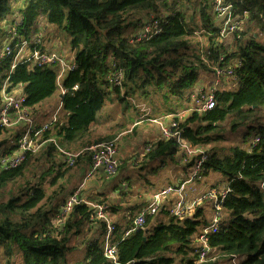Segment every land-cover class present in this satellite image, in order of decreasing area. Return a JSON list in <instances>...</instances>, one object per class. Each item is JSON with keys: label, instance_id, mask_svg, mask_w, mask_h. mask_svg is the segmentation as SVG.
<instances>
[{"label": "trees", "instance_id": "1", "mask_svg": "<svg viewBox=\"0 0 264 264\" xmlns=\"http://www.w3.org/2000/svg\"><path fill=\"white\" fill-rule=\"evenodd\" d=\"M230 2L232 16L239 23L238 30L230 35L232 45L220 37L212 0H0V49L7 38L1 23L15 15L21 18L17 30L24 37L40 20L69 35L75 70L62 81L65 93L58 99L62 106L58 122L36 142L41 146L37 155L46 157L55 171L52 185L71 169L62 165L58 148L69 152L82 149L75 161L78 166L90 162L89 148L114 139L113 134H96V113L114 98L122 99L132 92L136 82L155 87L154 93L166 88L167 94L184 98L183 93L189 96L194 92L202 74L205 77L214 69H230L233 79L224 86L230 83L232 88L214 91L215 105L211 110L191 112L175 122L180 139L203 151L200 178L194 181L217 173L223 179L210 188L224 184L229 189L221 203L222 221L207 240L208 247L216 253L213 258L227 257L228 264H264V0ZM185 7L193 11V24L186 21ZM154 23L156 34L135 38L146 24ZM195 31L205 40L202 51L194 48L190 40ZM10 64V59L0 62V87L6 78L10 89L20 87L25 96L22 108L33 120L41 103L58 95L55 72L49 67H28L26 61L17 62L10 72ZM111 66L121 73L119 85L108 79L115 70ZM127 84H133L129 91ZM75 85L77 89L73 91ZM124 88V96H120ZM227 120L231 124L228 131L239 132L240 141L222 155L218 143L225 140L223 124ZM22 128L0 126V156L19 150L17 141ZM177 152L175 138L161 139L150 146L143 161L157 159L158 170L167 160L173 161ZM34 155L27 154L13 169L5 170L0 165L1 264H66V255L73 248L69 238L88 223L97 225L102 236L86 240L83 256L75 264H112L102 251L105 225L91 220L93 211L86 204L75 205L62 225H56L55 200L64 186L47 197L46 190L32 182L18 188V195L7 193L4 199L7 184L24 176L36 159ZM199 157L190 159L183 169L193 167ZM143 170V179L148 182L153 173L148 168ZM52 199L47 207L45 201ZM102 202L106 200L97 201ZM211 211L212 203L202 200L191 217L180 220L171 217L168 205L163 203L154 216L145 218L141 229L123 239L120 228L114 225L112 242L117 244V262L216 264L211 257L199 262L193 254L197 235L208 226ZM130 228L129 223L127 230ZM18 255L20 259L16 260Z\"/></svg>", "mask_w": 264, "mask_h": 264}, {"label": "built area", "instance_id": "2", "mask_svg": "<svg viewBox=\"0 0 264 264\" xmlns=\"http://www.w3.org/2000/svg\"><path fill=\"white\" fill-rule=\"evenodd\" d=\"M211 9L213 16L220 28L219 34L222 38L229 37L232 33L238 30L239 23L235 21L232 16V4L230 0H212ZM15 15L11 17L10 21H4L2 27L5 31L6 40L2 42V48L0 49V62L5 59H10V69L13 71L17 62L26 61L31 64L29 67H49L55 72V84L58 91V96L65 93V89L62 87L63 79L72 71L75 70V65L71 57H66L62 51L58 50H46L43 48L41 30V20L36 25L32 26L28 31V36L24 37L19 34L17 27L21 25V18ZM15 18V21H12ZM6 23H9L5 25ZM39 29L41 37H37L35 29ZM154 28L152 31L151 29ZM24 31V28L21 29ZM155 23L152 25L146 24L140 32L135 36L137 39L148 37L149 35L156 34ZM33 35V38L29 37ZM12 42V43H11ZM27 44H32L31 46ZM39 47V48H38ZM11 49L13 51L11 52ZM112 69H115L111 66ZM215 80L212 86H209L206 90L200 89L195 93L192 104L188 113L197 112L204 113L211 110L215 105L214 91L217 90L218 84L233 79V72L230 69H214ZM121 73L116 69L113 70L108 79L114 85L120 84ZM77 86L75 85L72 90L75 91ZM25 103V96L22 93L20 87L10 89L8 79L6 78L2 82L0 87V126L6 129H18L22 128V132L17 141L19 150L13 154H7L0 156V165L3 169H13L20 165L25 152L23 147L29 145L30 147L37 146V138L41 135L38 130L42 132L51 128L58 122L59 113L61 111V102L52 111L46 122H43L39 128H35V123L28 116V112L22 109ZM176 118L183 119V115H176L172 117L168 126L161 127L162 138L164 140L175 138L179 144V149L182 151V163L187 165L190 159H194L200 156L194 163L191 176L181 182L180 184L170 185L163 189L154 192L151 195L149 204L142 209L135 217L131 219V228L123 233V237H126L131 232L141 229L145 224V218L147 216H154L163 205L164 199L168 196L177 195L176 200L168 206V213L171 217L182 220L184 217L190 216L193 213L194 208L200 204L202 200H208L212 203V211L208 221V226L201 229L195 240V246L193 254L196 255L199 262H203L208 258L211 253L208 247V236L214 234L217 231L218 224L222 221V209L221 203L225 199L229 189L226 185L221 184L218 188H209L200 197L194 198L191 202L186 203L182 193L184 192L185 185L194 182L195 179L200 178L201 165L204 161L203 151L196 148L189 147L184 143L177 131ZM162 123H159L161 125ZM34 132V133H33ZM33 133V134H32ZM32 134V135H31ZM255 142L257 140H254ZM149 149V147L147 148ZM90 162L87 170L85 171L80 183L73 189V191L62 200L56 207V225L60 226L72 212V209L77 204H86L92 211L91 220L100 221L105 225V233L102 237L103 240V256L110 262V259L115 260L117 257V244L112 242V233L115 229L114 223H111L108 217L110 207L107 203H87L82 199V192L84 191L87 183L96 174H102L105 178L112 177L118 167L120 166V160L117 156L118 146L117 140L106 141L99 143L90 148ZM80 153L67 152L64 154V165L66 168H72L75 166V161ZM116 256V257H115ZM126 264H131L130 262Z\"/></svg>", "mask_w": 264, "mask_h": 264}, {"label": "crops", "instance_id": "3", "mask_svg": "<svg viewBox=\"0 0 264 264\" xmlns=\"http://www.w3.org/2000/svg\"><path fill=\"white\" fill-rule=\"evenodd\" d=\"M41 24L43 26L42 32L45 39H42V41H45L43 42V48L46 50H50V48L55 47L56 43H54L52 39L48 40L51 37V34L47 33L48 24L44 23L42 20ZM205 79L206 78L202 76L201 80L196 84L191 97H187V106L183 111L178 113V111L180 110H165L164 112L162 111L157 116H155L157 118L150 119L149 121L151 123H154L155 126L152 128V131H150V136L146 138H144L143 131L134 133V128H132L131 125H128V123H124L121 119L118 120V118L121 116V112H116L115 119L114 121L112 120L111 124H109V120H104V123L106 122V125L108 126L109 133L100 135L103 136L113 134L114 139L117 140V156L120 160V168L118 169V171L120 170L121 174L116 172L117 174L115 173L110 178H105L102 174L94 175L87 183V186L85 187L81 196L82 199L87 203H97V201L106 200L105 203H109L108 205L112 207L110 212L108 213L109 220L111 223H114V225L120 228L122 234L127 230V227H129V223L131 224L132 217H134L140 211V209L149 204L151 195L154 192L170 185L180 184L181 182L188 179L189 175H187L188 173L186 170L189 167L186 170L183 169L185 165H183L182 163V151L180 149L179 152L181 153V155H178L177 152V154L173 156V161L167 160L158 170L155 169L159 165L157 159L150 162L147 161L148 163H145L143 161V157L148 151V147L150 148V146L155 144L158 140L163 139L161 127L168 126L174 114L183 115V118H185L189 114L188 110L191 107L192 99L198 89L200 88L202 90H206L209 86H212L213 83L206 82ZM220 84L224 85L226 83L222 82ZM55 97H57L56 99H59L58 95H56ZM56 99L53 97L52 100H49L47 103L37 109V114L35 116V119H33L36 126L47 121L52 111L58 105ZM53 101L55 103H53L54 105H52ZM184 101L185 100H182V102ZM142 106H145L147 109H149L150 113H153V110H150L151 107L146 101L142 102ZM159 123L162 124L159 125ZM130 132H133L134 136H132L133 134H131V137H125V135ZM168 162H171L173 164V167L178 168V170H176L175 172V175L172 176L173 183H170V180V184L163 183L162 186H156L153 190H146L145 192H142L145 184L150 185L149 181L147 182L145 181V179H143L144 175L146 174V171H144L143 169L148 168L149 171L153 173L152 175L150 174L148 176L149 180L150 177H157L160 173V169L165 167ZM88 165V163H81L72 169L74 170V172L71 175H68L70 176L69 179L66 176V180L68 179V186L67 188L64 187V190L61 191L57 196L55 201H58V204L62 200H64L78 185L85 171L87 170ZM170 176L171 175L169 173L168 175L166 174V177L169 178ZM194 183H197V181H194ZM194 189H192V192H194ZM182 195L186 203L191 202L195 198V195L186 193V187ZM176 198L177 195L172 194L164 199L163 203L170 206L173 201L176 200ZM208 214L211 215V212H209ZM209 218L210 216H208V221ZM82 229L87 235V240L93 237L102 236L101 229L97 225L93 226L88 223L85 224Z\"/></svg>", "mask_w": 264, "mask_h": 264}, {"label": "rangeland", "instance_id": "4", "mask_svg": "<svg viewBox=\"0 0 264 264\" xmlns=\"http://www.w3.org/2000/svg\"><path fill=\"white\" fill-rule=\"evenodd\" d=\"M184 11H185L186 21L190 22V24H193L195 22L194 21L195 19H192L193 11L189 7H185ZM42 28L43 27L41 26V30ZM47 33L51 34V37L48 40L52 39V41L56 43L55 47L52 49L62 51L66 57L72 58L71 51H70V44H69V35L65 31L56 29L52 25H48ZM35 34L37 35V37H41L42 35V39H44L43 34L40 35V31L37 28L35 29ZM29 37L33 38V35L30 34ZM190 40L194 48H196L197 50H201V51L204 50L205 40L203 39L199 31H195L194 34L190 36ZM226 40L229 43L231 42V45H232L231 36L226 38ZM29 65L31 64H28V66ZM203 75L204 74L200 76L196 84L201 80V77ZM205 78H206L205 79L206 82L213 83L215 80L213 73L206 74ZM228 81H226L225 83H227ZM136 85L137 87L133 88V91L131 92L129 91V88L130 87L132 88L133 84L131 85L127 84L126 88L128 89L129 93L127 92L128 94H126L125 97H123L122 99H118V100L114 98L111 102L106 103V105L96 113L98 123H99L97 128L95 129L96 134H108L109 133L108 126L106 125V122L104 123V120L105 121L109 120V124H111L112 120L114 121L115 119L116 112H119V113L121 112V116L118 118V120L121 119L124 123H128V125H131V127L134 128L133 130L134 133L143 131L144 138H146L150 136L149 133L150 131H152V128L155 126L154 123H151L149 121L150 119L157 118L155 116H157L162 111L164 112L165 110H168V111L180 110L178 111L179 113L183 111L184 108L187 106L186 100H187L188 94L183 93L182 95L184 98H180V96H177V95L173 96L171 94H167L166 88L162 90V93H158V92L154 93L153 91L155 87H149L148 85L141 86L139 82H136ZM221 87L230 89L232 88V84L228 83L225 86L222 84H218L217 88H221ZM194 88L192 91H194ZM125 90H126L125 88L124 90L123 89L121 90L120 96H124ZM192 93L189 95V98L191 97ZM162 94H166V97H164ZM113 95H114L113 93L110 94L111 97H113ZM52 98L53 97H51L50 99H46L44 102L41 103L40 107L43 106L45 103H47L49 100H52ZM54 98L56 99L57 97L54 96ZM56 100L58 102V99ZM182 100H185V101L182 102ZM143 101H146L149 104V106L151 107L150 110L152 109L153 113H150L149 109H147L145 106H142ZM53 103L54 101L52 102V105L55 104ZM176 115L177 114H174L173 116H176ZM230 125H231L230 120L225 121L223 124V127H224L223 135L225 137V140L223 142L218 143V146H221L222 155L227 154L229 152V148L231 146H234L240 141V138L237 139V135L239 134V132L230 133L229 131L231 130L228 131V129L230 128ZM133 132L127 133L125 137H131L130 135L133 134ZM132 136H134V134ZM56 145L61 146V143L60 144L56 143ZM208 148L210 147L208 146ZM39 152H37L34 155L36 159L33 160L31 165L25 170L24 176L16 180L14 183L7 184L4 194H3L4 199L7 198V193H13L15 195H18V188L19 189L23 188L28 183H32V182L35 183L34 185L40 184L41 187L46 190L47 197H52L53 192H58L60 189V186H64L65 188H67L68 179L70 178V176L68 175H71L74 172V170L72 169L75 168L76 166L69 169L68 173L66 174L68 178L67 180L65 176L64 178L59 179L58 182H56L54 185H52L50 182L51 180H53L55 171L51 169L50 165L52 164H50V161L46 159V157L43 158V156L37 155ZM54 155L56 156L58 154L54 152ZM178 155H181V153L178 152ZM46 160H48L47 163H46ZM172 165L173 164L171 162H168L165 165V167L160 169V173L157 177H150L149 178L150 185L145 184L142 192H145L146 190H153L154 187L159 186V185L162 186L163 183L164 184L173 183L172 176L175 175V172L176 170H178V168L173 167ZM119 168L120 166L118 167V169ZM118 169L116 172L120 173V170L118 171ZM192 170H193V167H189L186 170L188 173L187 175H189V177L192 174ZM168 173L171 175L169 178L166 177V174L168 175ZM219 179H223V177L220 174L210 173L208 177L201 178L199 182L197 183L191 182V183L186 184L185 185L186 193H191L195 195V198L200 197L204 192H206L210 188V186L213 183H215ZM192 189H194V192H192ZM52 201L53 199L50 202H47V200L45 201V203L47 204V207H49ZM57 204H58V201L57 202L55 201L56 207L58 206ZM86 240H87V235L83 229H81L80 232L77 233L75 236H71L69 238L68 244L70 246H73V248L66 255V264H75L83 256L84 248L82 245L86 243ZM213 254H216V253L212 250L211 254H209L208 257H211L212 259L213 256H215ZM18 259H20L19 255L17 256L16 260ZM212 261L215 262L216 264H228L227 257H222L220 255L213 258ZM1 262L2 261L0 258V264Z\"/></svg>", "mask_w": 264, "mask_h": 264}, {"label": "bare ground", "instance_id": "5", "mask_svg": "<svg viewBox=\"0 0 264 264\" xmlns=\"http://www.w3.org/2000/svg\"><path fill=\"white\" fill-rule=\"evenodd\" d=\"M11 20V18H7V19H4L3 21H2V23H1V26H2V24H3V22L4 21H10ZM7 24H9V23H6L5 25H7ZM44 41H42V43H43ZM28 46H32V44H27ZM50 50H53L52 48H50ZM13 51V49H11V52ZM30 66V65H29ZM28 66V67H29ZM55 77H56V75H55ZM109 77V76H108ZM8 79V78H7ZM5 80V79H4ZM56 85V84H55ZM58 98L59 99H61L60 98V95L58 96ZM23 109V108H22ZM41 125H37V126H35V128H39ZM38 132H39V134H42L43 132L41 131V130H38ZM34 133V132H33ZM32 133V134H33ZM31 134V135H32ZM40 148H41V146H40V144L39 145H37V146H34V147H30L29 145H25L24 147H23V151L25 152V155H24V157H23V159L21 160V162H20V164L24 161V159H25V157H26V155L27 154H32V153H34V154H36L39 150H40ZM90 149V148H89ZM148 150V149H147ZM58 151H59V154L61 155V161H62V165L64 166V168H66L65 167V165H64V154L65 153H67V152H69V151H66V150H64V149H59L58 148ZM78 153H81L82 151H77ZM75 153V152H74ZM89 164V163H88ZM80 183V182H79ZM146 207V206H145ZM145 207H143L142 209H144ZM142 209H140V211L142 210ZM139 211V212H140ZM138 212V213H139ZM137 213V214H138ZM136 214V215H137ZM135 215V216H136ZM134 216V217H135ZM124 237H122V239H123ZM210 251H211V249H210ZM116 257V256H115ZM110 262L112 263V264H119L118 262H117V257H116V259L115 260H112V259H110Z\"/></svg>", "mask_w": 264, "mask_h": 264}, {"label": "water", "instance_id": "6", "mask_svg": "<svg viewBox=\"0 0 264 264\" xmlns=\"http://www.w3.org/2000/svg\"><path fill=\"white\" fill-rule=\"evenodd\" d=\"M60 98H61V95H60ZM262 188L264 189V185H262Z\"/></svg>", "mask_w": 264, "mask_h": 264}]
</instances>
